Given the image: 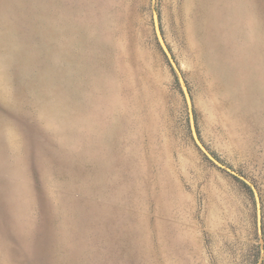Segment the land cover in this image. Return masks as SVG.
<instances>
[{
  "label": "rangeland",
  "instance_id": "1",
  "mask_svg": "<svg viewBox=\"0 0 264 264\" xmlns=\"http://www.w3.org/2000/svg\"><path fill=\"white\" fill-rule=\"evenodd\" d=\"M0 264H264V0H0Z\"/></svg>",
  "mask_w": 264,
  "mask_h": 264
}]
</instances>
